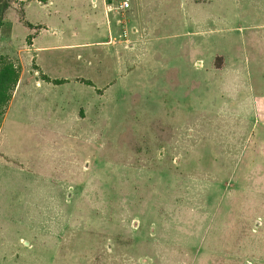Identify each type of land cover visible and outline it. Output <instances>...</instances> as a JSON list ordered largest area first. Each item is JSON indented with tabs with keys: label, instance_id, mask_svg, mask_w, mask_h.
I'll return each mask as SVG.
<instances>
[{
	"label": "rangeland",
	"instance_id": "rangeland-1",
	"mask_svg": "<svg viewBox=\"0 0 264 264\" xmlns=\"http://www.w3.org/2000/svg\"><path fill=\"white\" fill-rule=\"evenodd\" d=\"M33 1L0 0L18 73L0 264H264V0H132L106 18Z\"/></svg>",
	"mask_w": 264,
	"mask_h": 264
},
{
	"label": "trees",
	"instance_id": "trees-1",
	"mask_svg": "<svg viewBox=\"0 0 264 264\" xmlns=\"http://www.w3.org/2000/svg\"><path fill=\"white\" fill-rule=\"evenodd\" d=\"M7 6V2L0 5V14L3 11V8ZM44 80L50 82L48 77H43ZM54 85L62 84L63 81L52 80ZM18 82V73L11 62L1 61L0 62V114H3V110L7 106L11 92L15 88ZM87 85H90L88 81H86Z\"/></svg>",
	"mask_w": 264,
	"mask_h": 264
},
{
	"label": "crops",
	"instance_id": "crops-1",
	"mask_svg": "<svg viewBox=\"0 0 264 264\" xmlns=\"http://www.w3.org/2000/svg\"><path fill=\"white\" fill-rule=\"evenodd\" d=\"M76 1H78L79 3H81V4H83V5L85 4V0H76ZM89 1H90V3L92 4L93 8H100V10H103L104 7H105L107 4L110 3V0H89ZM89 1H88V2H89ZM33 2L36 3L37 5H44L43 2H45V4H47V2L50 3V0H35V1H33ZM30 3H32V2H29L27 5H29ZM102 8H103V9H102ZM107 15H108V14H107L106 9H105V11L103 10V13H102V12L100 13V16H102V18H103V17L106 18ZM31 46H32L33 49L35 48L34 44H32Z\"/></svg>",
	"mask_w": 264,
	"mask_h": 264
},
{
	"label": "built area",
	"instance_id": "built-area-1",
	"mask_svg": "<svg viewBox=\"0 0 264 264\" xmlns=\"http://www.w3.org/2000/svg\"><path fill=\"white\" fill-rule=\"evenodd\" d=\"M131 1L132 0H112L106 6L111 7L112 4H117V6H116L117 10L120 13H124V12H127L128 10H130Z\"/></svg>",
	"mask_w": 264,
	"mask_h": 264
}]
</instances>
